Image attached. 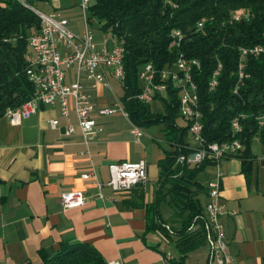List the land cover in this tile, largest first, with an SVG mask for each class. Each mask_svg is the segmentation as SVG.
I'll return each mask as SVG.
<instances>
[{
	"label": "trees",
	"instance_id": "obj_1",
	"mask_svg": "<svg viewBox=\"0 0 264 264\" xmlns=\"http://www.w3.org/2000/svg\"><path fill=\"white\" fill-rule=\"evenodd\" d=\"M89 15L93 23L97 19L103 31L112 30L126 47V79L120 99L131 121L141 127L165 124L168 147L158 161L154 199L145 205L147 231L162 230L169 236L179 250L182 264L191 251L207 244L208 187L198 175L214 162L179 161L180 155L187 156L195 148L187 140L189 122H178L182 117L180 91L169 88L157 98L164 101L165 111L152 112L150 104L135 97L140 92L139 70L148 62L164 68L180 52L187 58L199 59L201 66L192 74L198 86L204 136L208 142L218 143L239 139L243 148L235 157L248 169L257 158L252 151L254 140L260 137L264 144V124L258 119L264 114V51L258 57L245 59L248 76L241 80L238 92L234 90L240 80V47L264 44V0H93ZM201 19L205 23L198 29ZM39 28L40 18L32 10L16 0H0V118L33 96L34 86L27 75L29 40ZM174 29L185 35L180 49L169 47ZM218 69V83L212 88V76ZM235 118L240 120V132L233 129ZM163 201L184 216L179 229L174 230L162 218ZM42 264L108 262L92 244L64 242L53 255H44Z\"/></svg>",
	"mask_w": 264,
	"mask_h": 264
},
{
	"label": "crops",
	"instance_id": "obj_2",
	"mask_svg": "<svg viewBox=\"0 0 264 264\" xmlns=\"http://www.w3.org/2000/svg\"><path fill=\"white\" fill-rule=\"evenodd\" d=\"M69 26L80 32L70 21ZM114 82L119 81L112 79V88L88 87L97 108L116 101L109 103L107 90L120 98ZM94 115L105 130L89 148L83 144L79 129L73 135L64 133L67 120L59 105L41 104L20 124H12L6 116L0 118V264H42L43 256L53 255L64 242L92 244L108 263L181 264L179 250L171 238L158 230L147 231L145 205L154 199L156 183L152 197L146 194L144 183L133 189H139L143 193L140 196L134 191L114 192L104 186L101 198L95 180L83 178L85 172L95 169L98 180L105 183L110 176L109 164L125 160L144 159L149 173L146 157H134L121 141L130 134L135 144L143 142V138L135 142L130 120L120 113ZM71 116L76 123L75 114ZM113 116L127 119L129 129L108 126ZM54 118L60 120L57 129L50 126ZM166 144L160 145L157 178L158 161L164 156ZM259 161L257 156L246 170L235 156L222 158L219 163L224 204L220 222L228 252L239 264H264V174ZM216 175L217 166L211 164L198 179L207 186ZM69 191H82L89 198L82 206L64 208L62 195ZM185 260L216 264L210 259L208 244L191 251Z\"/></svg>",
	"mask_w": 264,
	"mask_h": 264
},
{
	"label": "built area",
	"instance_id": "obj_3",
	"mask_svg": "<svg viewBox=\"0 0 264 264\" xmlns=\"http://www.w3.org/2000/svg\"><path fill=\"white\" fill-rule=\"evenodd\" d=\"M32 10L40 18V28L29 40L31 54L28 57L27 75L34 86V93L30 100L21 106L9 109L5 116L12 124H20L39 109L41 104L59 105L62 115L67 122L64 127L66 135H73L79 129L83 144L89 146L97 140L104 125L94 115L100 117L122 114L132 123L131 133L135 142L139 143L144 135L141 126L130 119L124 103L117 98L113 105L97 108L90 88L101 86L111 87V80L115 79L124 85L126 70L124 59L126 47L117 41L112 30L105 31L101 43L95 39L91 29L92 18L89 9L93 0H81L80 6L85 12V26L77 32L69 26V19L59 10L53 13H45L36 6L34 0H16ZM198 22L204 26L203 19ZM185 35L180 34V29H174L171 34V49H180ZM264 51V44H255L248 47H240L239 59V83L235 88L238 92L241 80L248 75L244 69L245 59L248 56L258 57ZM201 62L197 58H187L183 52L178 58L164 68H157L153 62L144 64L139 70L140 92L136 98L145 104H151L158 97L166 94L169 88H178L180 91V114L190 122L189 133L196 146L187 156L180 155L179 161L190 164L202 163L211 160L217 166V175L209 181L208 202L206 212L209 220L207 244L210 247V259L216 264H239L229 254L228 244L220 222L223 212L222 203V175L219 167L220 160L225 157H234L238 154L243 144L239 139L218 143L208 142L204 136V124L200 110V98L198 86L193 78V70L200 68ZM70 74L73 79H70ZM219 69L215 71L211 80V87L217 83ZM75 114L76 123L72 120ZM260 124H264V118L258 116ZM53 129L60 127V120H50ZM235 132H240L242 126L239 118L232 122ZM109 180L105 183L98 180L95 169L83 174L84 179L95 180L100 193L108 186L114 192H126L134 187L144 184L147 178V163L144 159L139 161H119L109 164ZM89 196L82 191H69L62 195L64 208L79 207L86 203ZM109 264H123L118 260H111ZM182 264H192L184 261Z\"/></svg>",
	"mask_w": 264,
	"mask_h": 264
},
{
	"label": "rangeland",
	"instance_id": "obj_4",
	"mask_svg": "<svg viewBox=\"0 0 264 264\" xmlns=\"http://www.w3.org/2000/svg\"><path fill=\"white\" fill-rule=\"evenodd\" d=\"M81 0H45V1H36V6L42 10L45 13H53L55 10H59L63 13V15L69 19L71 25L78 31H81L85 26V12L80 6ZM89 13V12H88ZM237 16H241V13H237ZM94 23L91 24V29L93 30L95 34V39L98 43L102 42L104 35V31L99 28L97 19H93ZM114 88L116 90V93L121 96L123 94L124 88L121 82H114ZM106 94L109 95L107 99L109 100V103L111 101L116 100L115 95L110 91L107 90ZM150 110L154 113L164 112L165 111V103L164 101L160 99L154 100L150 104ZM178 122L182 125H185L187 123V120L183 117L178 118ZM108 126H117L122 129H129L130 122L121 116H113L112 118H109L107 122ZM144 136L143 142L140 145L135 144L132 141V137L129 135H126V137L123 138L124 141V148L129 149L132 152V155L134 157L140 158V157H146L148 160L150 167H149V173L147 174L146 178V188L145 192L149 197H152L153 190L155 183L157 182V159L160 155L161 147L167 146L166 143L163 142L165 139L164 134V123H158L153 124L150 126H142L141 127ZM153 136L155 137V140L153 139ZM188 141L190 142L192 147L196 146V143L194 139L189 135ZM122 139V138H121ZM252 151L258 156L260 159L259 161V169L264 174V162L261 161V158L264 157V144L261 141L260 137H257L252 146ZM209 167V166H208ZM208 167L206 169H208ZM205 169V170H206ZM134 189V188H133ZM128 190V193L130 192H137V195L140 196L143 194L139 189L136 190ZM127 192V191H126ZM160 213L164 221L169 224L171 228L174 230H177L181 227L182 221L184 216L179 215L175 213V208L168 204L167 202L163 201L160 205ZM160 233L162 235H165L162 230H160ZM167 236V235H166ZM169 237V236H167Z\"/></svg>",
	"mask_w": 264,
	"mask_h": 264
},
{
	"label": "bare ground",
	"instance_id": "obj_5",
	"mask_svg": "<svg viewBox=\"0 0 264 264\" xmlns=\"http://www.w3.org/2000/svg\"><path fill=\"white\" fill-rule=\"evenodd\" d=\"M203 23H205V19H203ZM197 28H198V29H201V28H202V23H201V22H198V23H197ZM172 34H173V32H172ZM180 34L183 35V32H181V30H180ZM260 118H264V114H262V115L260 116ZM189 126H190V122H189ZM189 129H190V127H189ZM108 264H109V263H108Z\"/></svg>",
	"mask_w": 264,
	"mask_h": 264
}]
</instances>
